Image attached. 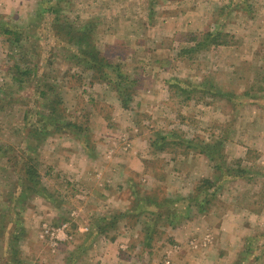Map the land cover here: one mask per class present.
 <instances>
[{
    "label": "rangeland",
    "instance_id": "obj_1",
    "mask_svg": "<svg viewBox=\"0 0 264 264\" xmlns=\"http://www.w3.org/2000/svg\"><path fill=\"white\" fill-rule=\"evenodd\" d=\"M91 45L109 80L86 66ZM27 153L46 193L12 200ZM135 189L187 218L134 210ZM5 250L26 264H264V0H0V264Z\"/></svg>",
    "mask_w": 264,
    "mask_h": 264
},
{
    "label": "trees",
    "instance_id": "obj_2",
    "mask_svg": "<svg viewBox=\"0 0 264 264\" xmlns=\"http://www.w3.org/2000/svg\"><path fill=\"white\" fill-rule=\"evenodd\" d=\"M5 35H10L11 37L8 38V40L12 43H18L20 37L18 36L19 31H13L12 29H8L6 28V30L4 31ZM79 34L80 31H73L71 30V32H69L70 37L68 38V41H73L74 39H76L75 44H81L82 41L79 38ZM222 35V33H217L215 35V37H220ZM224 36V35H223ZM13 40V41H12ZM208 41V40H207ZM91 42V44L93 43L92 38H88L87 43ZM214 44H217V39H213L212 41ZM94 44V43H93ZM204 45L203 42H198V47H202ZM85 55L84 58L86 59V66L88 68H90L89 70H92L95 72V78L96 80H109L110 76H113V73L111 71L108 70V68H110L111 63H107V60L104 59L103 54L96 48V46H92L90 48H87L84 51ZM17 69V67H16ZM23 72V71H22ZM27 74V71H25L24 75ZM15 78H18L20 80L21 79V71L16 70L15 71ZM117 80H116V86L118 87L117 90H122L120 89L121 85L127 80V78L123 75H120V77H118V75H116ZM183 92H185L186 90H182ZM119 92V91H118ZM189 97V96H188ZM54 108V107H53ZM63 112V111H62ZM58 114V108H54L52 109V111L49 113V115H47L46 119H50L51 122H53L55 124V130L57 129H61L59 127V125H57V122L60 120V115ZM40 121V120H39ZM44 122V121H43ZM44 127L43 129H38L37 128H33L32 131L38 134V136L43 135L44 133V129L47 126V123L44 122ZM64 125L67 127L69 125L72 126V123L66 122L64 123ZM210 145H212V143H210ZM208 146H204L199 153L201 152H205ZM209 150V149H208ZM29 154V153H27ZM18 155H22V157H24L25 154V150H22L20 152V154ZM27 158V157H26ZM36 160L29 154V157L26 159V161L21 163V167H20V171H19V183L23 185V187L21 188V191H19L18 196L16 197H12V200L18 199L20 198V196H22V192L23 191H30V192H35L38 195H42L44 193H46L45 189L39 187V173L36 169ZM37 179V180H36ZM19 188V187H18ZM143 192V193H142ZM16 193H17V188H16ZM145 194V195H143ZM46 196V195H45ZM207 197H209L207 195ZM133 198L136 199V203H135V209L138 212H143V213H150V214H154L155 215V219L160 220V223H162L165 226H169L172 228H175L177 226H179L180 224H182V218H184V214L183 212H179L176 210V208L172 207V200H173V196L169 195V194H165L164 192H161L158 190H141L140 192L137 191L135 189L134 193H133ZM138 201V202H137ZM199 201H197L198 203ZM170 204V206H169ZM132 210L133 213L136 214V216L139 218L140 215H138L139 213H137V211ZM118 214H122V213H118ZM127 216V215H126ZM116 217H123L122 215H115ZM185 218H187V216H185ZM184 218V219H185ZM157 220V221H158ZM111 225V224H110ZM156 231V230H155ZM152 230H149V234H147L146 236V240L147 237H149V241L152 239ZM14 237H17V233H13ZM6 255V260L7 261H3V264H26V261H24V259L22 257H19L18 254L14 253L13 257H11V259H8V255H7V251L5 250Z\"/></svg>",
    "mask_w": 264,
    "mask_h": 264
},
{
    "label": "crops",
    "instance_id": "obj_3",
    "mask_svg": "<svg viewBox=\"0 0 264 264\" xmlns=\"http://www.w3.org/2000/svg\"><path fill=\"white\" fill-rule=\"evenodd\" d=\"M138 163H139V164H138ZM129 164H130V163H129ZM137 164H138L139 167H137V169H135V170H138V171H141V170H143V169L145 170V166H144V167L142 166V165L145 164V163H142L141 161H139V162H137ZM134 168H136V167H134ZM190 228H191V227H190V225H189L188 230H189ZM191 230H192V228H191ZM181 231H182V230H181ZM181 231H180V229H179V230L176 231L174 234H176L177 236L180 235L181 237H183L182 234L180 233ZM176 240H180V241H182V239H179V237H177ZM114 245H115V243H114ZM119 259H120V258H119ZM104 260L106 261L105 264H110L109 262H107V261H110L109 259L105 258ZM114 260H115V262H116L115 264H125V263H124L123 261H121V260H120V261H116V259H114ZM121 262H122V263H121ZM112 263L114 264V262H112ZM103 264H104V263H103Z\"/></svg>",
    "mask_w": 264,
    "mask_h": 264
},
{
    "label": "built area",
    "instance_id": "obj_4",
    "mask_svg": "<svg viewBox=\"0 0 264 264\" xmlns=\"http://www.w3.org/2000/svg\"><path fill=\"white\" fill-rule=\"evenodd\" d=\"M61 229H57L55 231H53L52 233H50V230H46V234H50L52 237L55 235V232L57 233L58 231H60Z\"/></svg>",
    "mask_w": 264,
    "mask_h": 264
}]
</instances>
